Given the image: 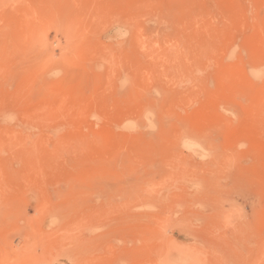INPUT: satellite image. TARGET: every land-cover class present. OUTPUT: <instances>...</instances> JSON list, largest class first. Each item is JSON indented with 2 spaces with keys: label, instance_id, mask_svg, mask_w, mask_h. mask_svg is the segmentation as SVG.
<instances>
[{
  "label": "rangeland",
  "instance_id": "1",
  "mask_svg": "<svg viewBox=\"0 0 264 264\" xmlns=\"http://www.w3.org/2000/svg\"><path fill=\"white\" fill-rule=\"evenodd\" d=\"M0 264H264V0H0Z\"/></svg>",
  "mask_w": 264,
  "mask_h": 264
}]
</instances>
